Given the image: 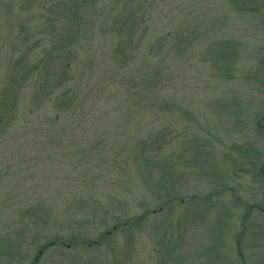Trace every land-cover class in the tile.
<instances>
[{"label":"rangeland","instance_id":"obj_1","mask_svg":"<svg viewBox=\"0 0 264 264\" xmlns=\"http://www.w3.org/2000/svg\"><path fill=\"white\" fill-rule=\"evenodd\" d=\"M0 264H264V0H0Z\"/></svg>","mask_w":264,"mask_h":264}]
</instances>
